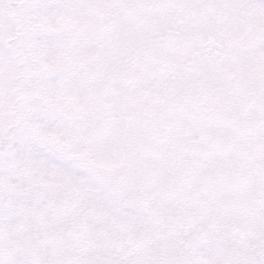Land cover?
Instances as JSON below:
<instances>
[{"label": "snow or ice", "instance_id": "obj_1", "mask_svg": "<svg viewBox=\"0 0 264 264\" xmlns=\"http://www.w3.org/2000/svg\"><path fill=\"white\" fill-rule=\"evenodd\" d=\"M0 264H264V0H0Z\"/></svg>", "mask_w": 264, "mask_h": 264}]
</instances>
